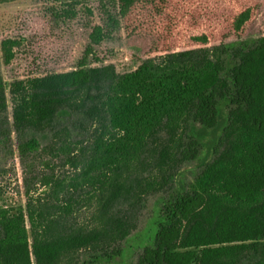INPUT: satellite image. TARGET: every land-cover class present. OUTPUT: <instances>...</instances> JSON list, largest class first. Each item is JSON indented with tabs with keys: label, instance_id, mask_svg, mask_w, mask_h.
Instances as JSON below:
<instances>
[{
	"label": "trees",
	"instance_id": "16d2710c",
	"mask_svg": "<svg viewBox=\"0 0 264 264\" xmlns=\"http://www.w3.org/2000/svg\"><path fill=\"white\" fill-rule=\"evenodd\" d=\"M46 1L45 26L1 43L0 138L26 157L49 133L42 151L74 171L0 207V264H127L125 242L136 264H264V0ZM118 37L123 69L105 46Z\"/></svg>",
	"mask_w": 264,
	"mask_h": 264
},
{
	"label": "rangeland",
	"instance_id": "374dc122",
	"mask_svg": "<svg viewBox=\"0 0 264 264\" xmlns=\"http://www.w3.org/2000/svg\"><path fill=\"white\" fill-rule=\"evenodd\" d=\"M222 1L226 3L231 1L235 6H238L241 2L260 5V1L262 0ZM51 6L52 4H49L46 0H19L0 5V77L9 79L2 60V41L10 35H19L21 33L23 35L25 33L31 34L30 29L45 26L47 23L45 11ZM64 32L69 37V49L63 59L65 66L69 68L80 56L84 46V43H82L84 33H82L77 24H72L68 28H65ZM105 46L109 50L114 49L120 51L121 55L115 61L121 63L119 69L125 68V59L129 57L130 53L132 54L131 50L127 49L125 39L118 37L112 43H107ZM135 49L137 51H133V54L142 58L144 55L143 51L137 48ZM134 62H136L135 59L133 60ZM25 139H30V136ZM51 139L52 136L49 133L44 137H40L41 145L39 151L23 157L18 150L22 141L18 135L12 134L10 137L0 138V207L18 209L25 205L28 194L31 193V195L36 197L44 191L41 181L45 177L53 174L62 177L65 174L73 173L74 169L65 164L64 157L50 155V153L48 154L42 151L46 146H49ZM201 170L199 162L186 164L181 169L179 180L185 185H188ZM158 198V195H152L144 202L143 209L139 214L137 230L133 233L135 237L140 236V233L148 225L157 205ZM83 219L87 220L85 216H83ZM124 245L126 247H132V251L130 250L128 256H126L127 264H136L141 253L140 247H133V242H125L123 243ZM81 256L84 261L89 255L85 253Z\"/></svg>",
	"mask_w": 264,
	"mask_h": 264
}]
</instances>
